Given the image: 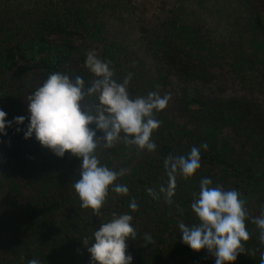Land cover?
<instances>
[{
	"label": "trees",
	"instance_id": "trees-1",
	"mask_svg": "<svg viewBox=\"0 0 264 264\" xmlns=\"http://www.w3.org/2000/svg\"><path fill=\"white\" fill-rule=\"evenodd\" d=\"M239 1L245 9L238 13L251 18L247 27L232 25L221 33L199 22L191 32L181 28L175 34L164 25L144 39L147 51L162 64L159 80L176 89V106L168 102L155 114L161 121L152 134L155 151L123 143L97 150L103 164L127 169L116 183L129 188L126 196L110 189L99 216L80 206L73 188L80 158L68 151L58 157L16 128L29 123L28 98L50 73L79 75L86 84L95 79L85 66L91 51L110 61L114 79L122 81L130 73L110 33L130 0H0V109L6 120L25 116L22 125L13 124L0 136V264H28L33 257L41 264H92L83 238L113 212L133 216L138 235L126 241L131 264H215L207 249L184 244L178 228L180 221H194L190 205L203 178L237 190L246 202L250 238L237 259L225 264H260L264 243L252 220L264 213V6L256 10L250 0ZM254 45L263 51L261 57ZM219 74L226 81L248 83L249 97L216 101L207 95L202 86L215 79L219 83ZM144 87L132 78L130 97L146 96ZM203 143L208 147L200 149L201 167L187 180L177 177L173 202L153 199L148 190L158 192L168 182L164 159L186 156ZM133 199L139 206L135 211L129 209ZM145 233L152 236L151 244L144 243Z\"/></svg>",
	"mask_w": 264,
	"mask_h": 264
},
{
	"label": "clouds",
	"instance_id": "clouds-1",
	"mask_svg": "<svg viewBox=\"0 0 264 264\" xmlns=\"http://www.w3.org/2000/svg\"><path fill=\"white\" fill-rule=\"evenodd\" d=\"M85 66L95 77L90 84L79 75L50 73L28 98L29 123L24 129L17 127L16 131H22L25 139L34 136L42 147L58 157L68 151L80 158L79 179L73 183V188L82 208H90L94 215L102 216L100 210L109 190L126 196L129 188L116 183L127 174V169L114 170L103 164L97 150L123 143L139 150L155 151L157 145L152 134L161 124L155 114L166 108L170 97H162L156 91L130 97L128 86L132 74L122 81L114 79L110 61L100 59L94 51L87 53ZM6 116L0 109V136L6 135V129L13 124L22 125L25 121V116L12 120H6ZM98 132L103 135H97ZM207 147L203 143L199 148L193 146L186 156L166 157L163 165L168 182L161 185L158 192L149 189V195L153 199L163 196L165 202L171 204L177 177L191 178L201 167L200 149ZM245 203L237 190L213 186L210 178L201 179L199 192L194 193L190 205L194 221L178 223L182 242L192 250L207 249L215 256V264L234 262L244 250L243 242L250 238ZM138 207L134 199L129 202L130 210ZM132 221L130 213L113 212L110 220L103 221L90 237L83 238L92 264H131L133 258L126 254V241L138 235ZM252 222L260 230L259 239L264 243V213L254 217ZM143 241L151 244L153 238L145 233ZM28 264H41V260L33 257ZM260 264H264V255Z\"/></svg>",
	"mask_w": 264,
	"mask_h": 264
},
{
	"label": "rangeland",
	"instance_id": "rangeland-1",
	"mask_svg": "<svg viewBox=\"0 0 264 264\" xmlns=\"http://www.w3.org/2000/svg\"><path fill=\"white\" fill-rule=\"evenodd\" d=\"M250 1L251 6L256 10L264 6V0ZM244 9L239 0H130L128 10L123 12L121 20L113 22L110 33L119 46L123 65L130 71L132 78L138 80L140 85H145V92L156 91L162 97L167 95L170 97L168 102L176 106V89L173 85H165L159 80L158 74L162 71V64L147 51L144 39L148 36L152 37V31L164 25H167L168 31L175 34L181 28H187L191 32L192 27L197 26L199 22L216 26L221 33L232 25L247 27V19L251 21V18L244 11L241 15L238 13ZM171 26H175L176 31L170 30L173 28ZM261 39L258 35V42H261ZM247 45L246 51L251 54L252 47ZM254 47L261 57L263 51L258 49L257 45ZM92 48L97 51V46L92 45ZM219 75V83H214L218 80L215 79L209 85L202 86L207 95L212 96L216 101L241 96L249 97L248 93L251 91L245 89L250 87L246 86L248 83L243 84L239 79L226 81L222 74ZM36 80L38 83L42 82L39 75ZM218 84H220L219 88Z\"/></svg>",
	"mask_w": 264,
	"mask_h": 264
}]
</instances>
